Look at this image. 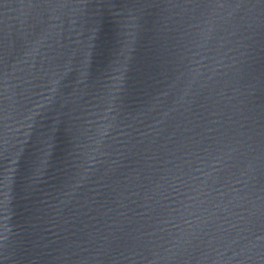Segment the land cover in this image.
<instances>
[{
  "label": "water",
  "instance_id": "95a60500",
  "mask_svg": "<svg viewBox=\"0 0 264 264\" xmlns=\"http://www.w3.org/2000/svg\"><path fill=\"white\" fill-rule=\"evenodd\" d=\"M0 264H264V0H0Z\"/></svg>",
  "mask_w": 264,
  "mask_h": 264
}]
</instances>
